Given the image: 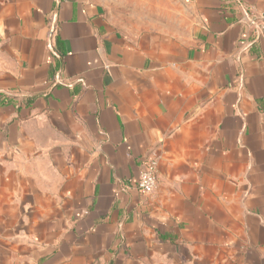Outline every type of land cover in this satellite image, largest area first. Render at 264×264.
<instances>
[{
    "label": "crops",
    "instance_id": "obj_1",
    "mask_svg": "<svg viewBox=\"0 0 264 264\" xmlns=\"http://www.w3.org/2000/svg\"><path fill=\"white\" fill-rule=\"evenodd\" d=\"M147 1L0 0V264H264V0Z\"/></svg>",
    "mask_w": 264,
    "mask_h": 264
},
{
    "label": "rangeland",
    "instance_id": "obj_2",
    "mask_svg": "<svg viewBox=\"0 0 264 264\" xmlns=\"http://www.w3.org/2000/svg\"><path fill=\"white\" fill-rule=\"evenodd\" d=\"M102 3H105V1H108L110 3V0H100ZM176 6H177V14L176 18L179 19L183 16H181V12H183L184 8V2L183 0H175ZM128 2V3H127ZM135 0H113V7H112V15L115 17L118 23H127V24H135L136 22H145L148 21L152 22L153 19H162V15H157L153 13L152 8H149L151 4L145 0L144 1V7L141 5H135ZM152 6V5H151ZM168 16L164 15V18L166 19Z\"/></svg>",
    "mask_w": 264,
    "mask_h": 264
},
{
    "label": "built area",
    "instance_id": "obj_3",
    "mask_svg": "<svg viewBox=\"0 0 264 264\" xmlns=\"http://www.w3.org/2000/svg\"><path fill=\"white\" fill-rule=\"evenodd\" d=\"M256 35L264 41V13L256 20L255 23ZM158 173L156 162H150L140 172L137 189L145 195H152L158 186Z\"/></svg>",
    "mask_w": 264,
    "mask_h": 264
}]
</instances>
